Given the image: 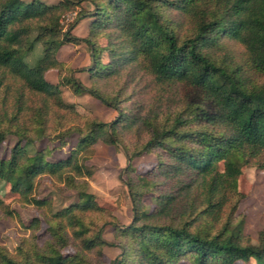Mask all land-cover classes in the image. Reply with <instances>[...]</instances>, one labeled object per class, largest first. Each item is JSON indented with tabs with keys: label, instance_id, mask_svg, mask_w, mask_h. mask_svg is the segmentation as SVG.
<instances>
[{
	"label": "trees",
	"instance_id": "trees-1",
	"mask_svg": "<svg viewBox=\"0 0 264 264\" xmlns=\"http://www.w3.org/2000/svg\"><path fill=\"white\" fill-rule=\"evenodd\" d=\"M75 8L63 27L61 17ZM86 18L89 32L78 37L73 29ZM105 35L107 46L99 41ZM225 40L243 46L242 62ZM72 42L88 46V67L59 59V49ZM37 44L41 54L30 63L26 56ZM50 70L57 82L47 78ZM123 71L119 88L103 87ZM61 85L87 91L115 117L102 121L80 111L65 101ZM50 124L61 142L78 135L65 158L30 154L21 142L0 158V180L46 217L50 237L42 244L23 239L16 253L0 245V264H91L88 255L103 257L102 231L116 223L88 191L93 173L83 154L94 153L99 140L125 153L133 212L110 264H179L189 255L196 264H264V229L254 244L244 218L235 216L241 168L229 160L237 155L264 171V0H0V146L8 131L30 142L48 135ZM146 152H155L157 163L136 174L133 160ZM42 175L76 190L78 201L44 213L51 200L34 195ZM146 194L153 206L143 202ZM0 215H13L1 194ZM41 222L30 223L34 235Z\"/></svg>",
	"mask_w": 264,
	"mask_h": 264
},
{
	"label": "rangeland",
	"instance_id": "rangeland-1",
	"mask_svg": "<svg viewBox=\"0 0 264 264\" xmlns=\"http://www.w3.org/2000/svg\"><path fill=\"white\" fill-rule=\"evenodd\" d=\"M81 6L93 8V5L88 2L83 3ZM77 11H79V8L66 12L61 17V25L66 27L71 23L77 16ZM88 24L89 18L82 20L79 26L74 29L76 36L83 37L86 35ZM99 41L104 46H107L110 42L106 35L104 37L101 36ZM224 46H226L235 61H243L244 48L238 42L225 40ZM41 51V45L37 44L36 48L27 54V60L30 63H34L41 54ZM59 57L63 60L70 61L74 68L88 67L91 63L89 49L84 42L63 46L60 48ZM103 57L104 61L107 62V51L104 52ZM126 72L123 71L119 76L108 79L106 85L103 87L109 91L119 88L127 79ZM75 74L85 86L91 85L89 75L86 72L79 71ZM46 76L54 82L58 80L56 70L48 71ZM61 88L65 101L76 104L80 111H87V113L89 112L102 121H110L115 117L116 112L113 108L102 103L87 91L75 94L67 86L61 85ZM87 113H84V115L87 116L89 114ZM49 127L51 128L52 124ZM132 131H130L129 137L132 136ZM30 134L32 135L34 133ZM77 136V134L66 135L65 142H61L57 138L56 131L51 128L48 135L29 140L30 142H28L22 135L8 131L0 146V158H8L12 147L17 142H21L30 154L45 150L47 158L51 161L65 158L69 154V149L76 144ZM125 137L127 139V135ZM132 138L134 139V137ZM133 139H127L130 140L129 144L132 143ZM131 148L134 149L133 147ZM83 154L85 155L86 166L93 173L88 180V191L94 194L98 204L106 208L110 215L114 216V222L116 223V225H105L102 231V238L107 241L103 246V257L99 258L97 254L92 253L88 255V258L91 264H110L111 260L121 253L119 242L123 239L120 233V227L130 223L133 217L131 199L125 184L127 177L123 173L127 165V158L121 146H114L103 140H99L95 144L94 153L88 150L84 151ZM157 160L158 158L155 152H146L135 157L133 160L135 173L143 174L147 172L156 165ZM229 160L241 168V174L237 178V188L243 194V198L235 216L244 218V234L252 243L257 244L259 241V232L264 229V171L260 170L257 166L246 164L237 155H231ZM221 167L223 168L222 163ZM0 194L6 204H8L9 209L13 212L11 217L0 215V245L6 247L10 252L16 253L23 239H37L42 244L50 237L49 232L46 230L49 221L45 219V216H41L38 208L34 204L27 203L24 197L20 193L12 191L10 184L4 180H0ZM34 195L39 198H48L51 200L50 204L45 205L42 209L44 213L49 215L78 201L76 190L65 186L57 177L46 175L39 176L36 179ZM143 202L153 206L155 200L150 194H146ZM35 217H40L42 221L40 228L35 232L36 235H34V229L29 227ZM73 251L72 247L65 250L66 253H72ZM179 264L196 263L193 257L189 255L181 258ZM237 264H256V261L252 259L247 263L238 262Z\"/></svg>",
	"mask_w": 264,
	"mask_h": 264
},
{
	"label": "crops",
	"instance_id": "crops-1",
	"mask_svg": "<svg viewBox=\"0 0 264 264\" xmlns=\"http://www.w3.org/2000/svg\"><path fill=\"white\" fill-rule=\"evenodd\" d=\"M50 1H51V2H55L56 0H50ZM86 19H87V18H86ZM83 20H84V19H83ZM81 21H82V20H81ZM81 21H80V23H81ZM80 23H79V24H80ZM89 23H90V18H89ZM79 24H78L74 29H76V28L79 26ZM74 29H73V33H74ZM88 32H89V24H88V31H87V34H88ZM74 34H75V33H74ZM87 34H86V35H87ZM75 35H76V34H75ZM86 35H84V36H86ZM84 36H83V37H84ZM76 43H79V42H76ZM69 44H74V43L72 42V43H69ZM69 44H66V45H69ZM66 45H63V46H66ZM63 46H62V47H63ZM62 47H61V48H62ZM59 52H60V49H59ZM59 52H58V57H59ZM59 59L62 60V61L68 62V63H70V64L72 65V63H71L70 61L63 60V59H61L60 57H59ZM72 66H73V65H72ZM73 67H74V66H73ZM57 79H58V78H57ZM51 81H52V80H51ZM57 81H58V80H57ZM53 82H54V81H53Z\"/></svg>",
	"mask_w": 264,
	"mask_h": 264
}]
</instances>
